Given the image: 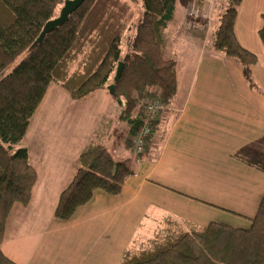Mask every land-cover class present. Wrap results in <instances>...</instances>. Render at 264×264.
Here are the masks:
<instances>
[{
  "label": "crops",
  "instance_id": "0c3cea01",
  "mask_svg": "<svg viewBox=\"0 0 264 264\" xmlns=\"http://www.w3.org/2000/svg\"><path fill=\"white\" fill-rule=\"evenodd\" d=\"M190 2L177 0L165 31L164 53L177 63V93L139 161L123 101L102 90L76 102L58 85L49 89L22 142L38 173L32 200L15 208L0 241L12 261L121 264L168 220L184 229L213 222L250 225L264 198V0H243L235 24L238 43L256 59L255 88L242 65L214 49L219 24L214 27L210 5L204 29L189 31ZM92 143L130 163L134 175L120 194L98 191L72 219L56 220L60 195Z\"/></svg>",
  "mask_w": 264,
  "mask_h": 264
},
{
  "label": "trees",
  "instance_id": "16d2710c",
  "mask_svg": "<svg viewBox=\"0 0 264 264\" xmlns=\"http://www.w3.org/2000/svg\"><path fill=\"white\" fill-rule=\"evenodd\" d=\"M65 1L0 0V241L15 208H26L32 200L38 173L22 142L53 85L82 102L108 90L113 80L112 96L123 101L127 111L139 108L143 99L159 100L165 110L177 93V63L164 55L165 31L174 20L177 0H140L142 14L137 23L133 0H87L67 24L33 48ZM242 1L224 0L213 47L242 65L249 86L255 88L251 69L256 59L235 36ZM129 30L134 32L124 53L123 40ZM259 35L264 44V25ZM120 63L125 65L124 72L115 82ZM126 119L132 125V150V137L144 117ZM147 143L141 157L134 154L138 161ZM133 175L130 163L114 158L100 144H89L79 156L73 181L60 195L54 218L72 219L98 191L120 194ZM249 220L246 228L213 222L187 229L168 220L138 251L127 252L121 264H264V198ZM0 264L17 263L0 250Z\"/></svg>",
  "mask_w": 264,
  "mask_h": 264
},
{
  "label": "rangeland",
  "instance_id": "374dc122",
  "mask_svg": "<svg viewBox=\"0 0 264 264\" xmlns=\"http://www.w3.org/2000/svg\"><path fill=\"white\" fill-rule=\"evenodd\" d=\"M200 1H201L200 2L201 3V6H200L201 13L199 15H195L194 16L197 19L195 21H193V22H191L192 19H190V18L187 19L188 22H191L193 24V26L198 31V33H200L199 31H202L204 29L205 18H206L205 16H207L206 13L208 14L209 11H211L208 8L209 5H210V7L213 8L212 22L216 21L215 26H214L215 28L219 24V17L218 16H219V14H221L223 12V9H224V0H200ZM131 4H132V7H133L134 12H135L134 23H137L138 19L141 17V14H142V3H141L140 0H133V2H131ZM62 7H63V5H61L59 7V9H58V13H57L58 16L60 14V10H61ZM187 7H188V9H186L187 10L186 15H187V17H189L192 14L191 12H192V8L194 7V5H192V2H190L189 6H187ZM209 16L210 15H208L207 17H209ZM199 18H201V19H199ZM133 32H134V30H129L128 32H126V35H125L124 40H123L124 53L127 52L128 41L133 36ZM164 55L168 59L171 58V55H170L169 51H167ZM177 57L179 58L180 55L178 54ZM19 62H21V59L16 62V65L19 64ZM11 70H10V72H11ZM112 83H114L113 80L110 81L109 85L110 86L113 85ZM100 106H102V104ZM103 109H104V105H103ZM127 110H128V108L126 107L125 108V113H126L127 116H129L130 114L131 115L133 114L134 116H137L139 111H141V109L139 110L137 105L133 108L132 111H127ZM101 116H104V114L102 113ZM125 135H126L125 138L127 139V134H125Z\"/></svg>",
  "mask_w": 264,
  "mask_h": 264
},
{
  "label": "built area",
  "instance_id": "2783aa9c",
  "mask_svg": "<svg viewBox=\"0 0 264 264\" xmlns=\"http://www.w3.org/2000/svg\"><path fill=\"white\" fill-rule=\"evenodd\" d=\"M191 2L194 7L192 8V14L188 18L192 19L191 22H193L197 19L194 16L201 13V1L191 0ZM207 16H205V21L209 19ZM191 22H189V27L195 28ZM139 108L141 109L144 120L142 126L135 131L132 137V150L136 156L141 157L144 153L147 139L152 133L154 124L165 110L163 104L159 100L152 99H143L139 101Z\"/></svg>",
  "mask_w": 264,
  "mask_h": 264
},
{
  "label": "water",
  "instance_id": "95a60500",
  "mask_svg": "<svg viewBox=\"0 0 264 264\" xmlns=\"http://www.w3.org/2000/svg\"><path fill=\"white\" fill-rule=\"evenodd\" d=\"M86 1L87 0H66L63 7L60 10L59 16L49 21L45 25L43 32L41 33L39 39L34 44L33 48L40 45L44 41L47 35L53 33L56 29L63 27L65 24H67L70 17L76 11H78ZM124 68H125V65L123 63H120L118 66L116 75H115V82L120 81L122 74L124 72ZM108 91L111 95H114L116 91V85L114 84V85L109 86Z\"/></svg>",
  "mask_w": 264,
  "mask_h": 264
}]
</instances>
